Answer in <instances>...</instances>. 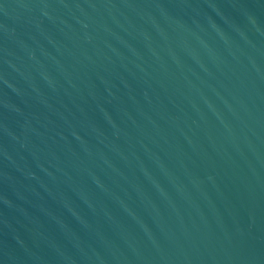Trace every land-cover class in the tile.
I'll use <instances>...</instances> for the list:
<instances>
[{"label": "water", "instance_id": "obj_1", "mask_svg": "<svg viewBox=\"0 0 264 264\" xmlns=\"http://www.w3.org/2000/svg\"><path fill=\"white\" fill-rule=\"evenodd\" d=\"M0 264H264V0H0Z\"/></svg>", "mask_w": 264, "mask_h": 264}]
</instances>
